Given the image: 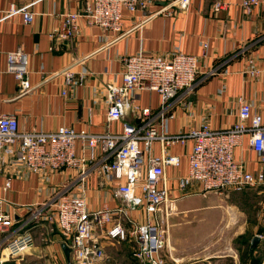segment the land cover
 <instances>
[{"label": "crops", "instance_id": "0c3cea01", "mask_svg": "<svg viewBox=\"0 0 264 264\" xmlns=\"http://www.w3.org/2000/svg\"><path fill=\"white\" fill-rule=\"evenodd\" d=\"M91 1L0 0L1 106L3 112L16 115L19 131H52L63 125L90 133H120L125 123L136 124L141 118L133 110L107 124L105 87L121 83L124 58L138 53L167 57L183 52L198 58L201 81L193 91H178L169 100L163 116L155 120L160 134L175 135L204 123L213 129H227L237 119L239 99L261 114L264 123V0H259L249 13L241 7V0H223L226 6L218 12L212 11V0H190L187 10L159 2L146 10L124 11L121 31L117 33L81 18L74 36L61 43L49 37V33L60 29L63 13L81 12ZM11 4L30 5L33 21L26 24L21 14L9 13ZM164 7L168 12H158ZM18 49L27 56L31 86L23 92L6 71V53ZM250 69H258L259 73L252 76ZM67 73L72 75L70 85L65 84ZM134 98L139 108L149 107L152 116L161 109V97L156 91L138 90ZM191 148V141L166 147L167 154L180 158L178 166L164 168L172 198L180 195L176 179L187 172ZM161 149L160 143L154 141L149 155L158 156ZM75 150L81 153L79 143ZM234 157L250 171L261 167L246 140L235 149ZM7 178L11 184L4 190ZM73 178L71 169L39 173L6 163L0 173V197L6 200L3 208L12 215L13 224L0 229V264H73L62 249L63 244L68 246V236L53 221L41 219L24 224L31 206L49 198ZM69 193H82L88 211L121 205L111 174L91 173L84 185L73 186ZM126 213L140 222L137 210L128 209ZM23 232L32 234L33 244L17 257H6L5 239ZM99 243L104 249L108 242ZM104 252L107 254L105 249Z\"/></svg>", "mask_w": 264, "mask_h": 264}, {"label": "built area", "instance_id": "2783aa9c", "mask_svg": "<svg viewBox=\"0 0 264 264\" xmlns=\"http://www.w3.org/2000/svg\"><path fill=\"white\" fill-rule=\"evenodd\" d=\"M159 2L182 10H187L190 4V0H92L81 12L63 13L60 29L49 33V37L61 43L74 36L81 18L88 19L91 25L117 33L121 31L124 11L146 10L149 5ZM258 2L241 0L240 5L249 13ZM225 6L223 0H212L213 12ZM163 11L168 12V7L158 12ZM9 13L21 14L26 24L34 19L30 5L16 7L11 4ZM26 65L27 56L22 50L6 53V71L14 76L21 92L31 88ZM249 73L256 76L259 70L250 69ZM198 74V58L192 54L176 52L165 57L138 53L126 56L121 83L105 87L106 122L109 125L130 110L138 113L141 119L136 124L125 123L120 133H90L63 125L52 131H19L16 115L2 111L0 98V173L7 162L39 173L62 169L74 171L70 184L27 210L24 224H35L41 219L53 221L60 232L68 236L73 264L107 263L108 257L98 241L101 235L117 242L132 238L136 243L132 256L140 264H164L160 252L167 242L164 232L158 230L154 222L158 217L168 216L178 199L207 192H240L264 185V123L261 114L253 112L246 101L238 100L237 119L227 129H213L204 123L175 135L157 131L155 120L163 116L169 100L178 91H193L201 81ZM1 81L0 69V94ZM72 82V75L67 73L65 84ZM81 82L79 79L78 83ZM138 90L160 94L161 109L154 116L149 107L139 108L135 104L134 92ZM244 140L258 156L261 167L256 171L246 169L244 163L234 157L235 149L242 147ZM154 141L162 147L158 156L149 155ZM187 141L192 142L187 172L176 179L180 195L172 198L164 168L178 166L180 158L167 154L166 147ZM76 143H79L80 154L75 150ZM91 173L113 176L120 206L88 211L83 191L76 195L69 193L73 186L84 185ZM10 184V178H7L3 189H9ZM191 187L193 190L187 192ZM5 202L0 197V229L13 224L12 215L3 208ZM128 209L143 210L145 220L139 222L129 218ZM32 244L30 232L7 237L4 243L6 257L23 254Z\"/></svg>", "mask_w": 264, "mask_h": 264}, {"label": "rangeland", "instance_id": "374dc122", "mask_svg": "<svg viewBox=\"0 0 264 264\" xmlns=\"http://www.w3.org/2000/svg\"><path fill=\"white\" fill-rule=\"evenodd\" d=\"M137 211L143 222V210ZM154 224L166 238L164 264H264V185L182 197ZM254 235L261 240L250 249ZM98 241L108 242L106 264H140L132 256V238L117 243L101 235Z\"/></svg>", "mask_w": 264, "mask_h": 264}, {"label": "water", "instance_id": "95a60500", "mask_svg": "<svg viewBox=\"0 0 264 264\" xmlns=\"http://www.w3.org/2000/svg\"><path fill=\"white\" fill-rule=\"evenodd\" d=\"M260 240H261V237L259 235H254L250 240V249H252L257 244H259ZM62 249H63L66 259L70 261V248L66 246L65 244H63Z\"/></svg>", "mask_w": 264, "mask_h": 264}]
</instances>
